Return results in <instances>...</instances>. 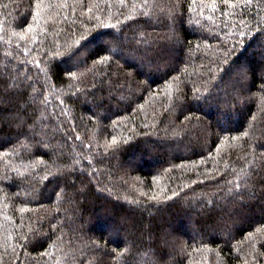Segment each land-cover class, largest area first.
Segmentation results:
<instances>
[{"label":"trees","instance_id":"trees-1","mask_svg":"<svg viewBox=\"0 0 264 264\" xmlns=\"http://www.w3.org/2000/svg\"><path fill=\"white\" fill-rule=\"evenodd\" d=\"M0 264H264V0H0Z\"/></svg>","mask_w":264,"mask_h":264},{"label":"rangeland","instance_id":"rangeland-1","mask_svg":"<svg viewBox=\"0 0 264 264\" xmlns=\"http://www.w3.org/2000/svg\"><path fill=\"white\" fill-rule=\"evenodd\" d=\"M145 68H146V70H150L149 67H145ZM226 104H229V105H232V106L242 105L243 101H241L240 99H234V100H231L229 103H226ZM110 233H111V231H110Z\"/></svg>","mask_w":264,"mask_h":264},{"label":"bare ground","instance_id":"bare-ground-1","mask_svg":"<svg viewBox=\"0 0 264 264\" xmlns=\"http://www.w3.org/2000/svg\"><path fill=\"white\" fill-rule=\"evenodd\" d=\"M215 39V38H214ZM21 41V40H20ZM173 41V40H172ZM173 47V46H172ZM23 51V50H22ZM4 52V51H3ZM13 53V52H12ZM27 54V53H26ZM141 57V56H140ZM20 58V57H19ZM152 58V57H151ZM16 63V62H15ZM36 64V63H35ZM38 67V66H37ZM176 68V67H175ZM93 73V72H91ZM77 74V73H76ZM95 74V73H94ZM171 76V75H170ZM56 78V77H55ZM191 78V77H190ZM210 78V77H209ZM171 79V78H170ZM207 80V79H206ZM15 81V80H14ZM168 81V80H167ZM199 84V83H198ZM201 85V84H200ZM203 85V84H202ZM203 87V86H202ZM84 89V88H83ZM197 90V89H196ZM23 96V95H22ZM122 97V96H121ZM211 115V114H210ZM95 133V131H94ZM181 139V138H180ZM117 142V141H116ZM186 154V153H185ZM145 185V184H144ZM152 187V186H151ZM160 188V187H159ZM163 191V190H162ZM4 218V217H3ZM6 218V217H5ZM72 237V236H71ZM112 237V236H111ZM69 250V249H68ZM66 255V254H65Z\"/></svg>","mask_w":264,"mask_h":264}]
</instances>
